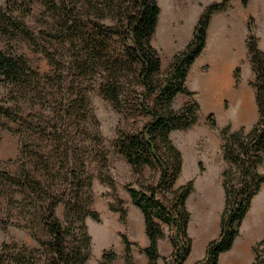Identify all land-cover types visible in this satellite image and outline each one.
I'll use <instances>...</instances> for the list:
<instances>
[{
	"label": "trees",
	"instance_id": "trees-1",
	"mask_svg": "<svg viewBox=\"0 0 264 264\" xmlns=\"http://www.w3.org/2000/svg\"><path fill=\"white\" fill-rule=\"evenodd\" d=\"M250 1L242 0L245 7ZM37 2H42L55 20L51 30L41 32L67 47L71 66L58 61L56 53L41 45L26 24L24 18L32 15ZM230 2L220 0L204 8L192 39L174 54L166 70L152 43L162 11L158 0H7L0 6V33L10 38L23 36L56 67V72L44 73L24 53L0 48V89L6 91L0 97V126L9 128L2 118L9 119L32 128L38 138L48 134L50 141L58 143V150L66 145L65 161L59 169L67 168L61 178L57 177L52 173L56 164L51 167L45 155L37 153L45 174L42 171L38 175L25 165L17 174L0 172V179L15 186L22 196L11 199L22 208L23 222L19 221L18 226L28 229L36 242L34 246L4 243L0 264H86L89 260L92 236L87 218L99 220L100 215L91 207L93 176L87 171L90 161L84 153L92 146L101 167L108 164L101 135L89 129L92 124L97 128L100 124L92 105L96 89L124 117L149 119L133 131L120 130L113 143L138 175L136 182L126 188L145 220L149 244L141 252L148 257V264H185L193 245L187 201L194 191V181L176 185L183 171V154L171 132L196 124L200 104L190 100L176 108L174 101L180 93L193 94L186 85L190 69L207 46L213 15L226 10ZM248 29L258 118L250 129L234 131L228 125L221 131L227 164L222 173L225 207L221 233L208 243L205 257L195 264H219L220 255L234 246L264 183V174L259 170L264 163V50L254 34L253 21ZM236 77L239 81L240 74ZM210 123L217 128L214 115ZM147 168L154 175L148 176ZM57 178L60 180L55 187L47 185ZM61 207L63 215L59 213ZM112 209L121 213L122 220L127 219L123 199L113 203ZM164 224L171 227L173 251L168 256L160 252V241L166 235ZM122 237L126 263L133 264L135 243L125 234ZM254 253L253 264H264V237L254 245ZM117 256L113 250L106 251L103 264H114Z\"/></svg>",
	"mask_w": 264,
	"mask_h": 264
},
{
	"label": "rangeland",
	"instance_id": "rangeland-1",
	"mask_svg": "<svg viewBox=\"0 0 264 264\" xmlns=\"http://www.w3.org/2000/svg\"><path fill=\"white\" fill-rule=\"evenodd\" d=\"M216 1L220 0H158L162 11L152 43L161 54L163 70L169 68L174 54L183 50L192 39L204 8ZM6 2L7 0H0V6L5 5ZM214 15L221 17L222 24H215L214 31L207 38L205 50L197 58L187 77L186 85L193 94L180 93L174 101L176 108L190 100H196L200 104L199 120L196 124L171 132V138L183 154V171L176 185L181 186L190 180L194 181V191L187 201L188 209L191 212L188 229L193 239V245L192 252L185 264H195L205 257L202 256L206 240L204 238H209L213 235L216 226H221L224 210L221 211V206L225 197L222 173L227 167L221 147V131L228 125H231L234 131L242 127L250 129L258 118L256 89L251 84V81L255 79V73L249 55L247 38L249 35L248 25L253 21L254 34L258 37L260 44L261 37L257 32V26L264 31V0H251L247 7L243 5L242 0H231L226 10ZM24 20L34 31L41 45L56 53L58 61L67 67L71 66L68 63L70 52L67 47L41 32L51 30L55 21L42 2L35 3L32 15L25 17ZM225 29L227 33L223 36L222 32ZM0 48L24 53L31 64L44 73L56 72V67L52 65L46 55L37 51L36 47L23 36L10 38L0 33ZM212 51L221 54L220 59L225 61V66L228 69L223 90L215 103L202 95L203 91L200 90L195 77L197 72L204 75L212 72L213 65L210 58ZM194 72L196 73L194 74ZM238 73L240 74L239 81L236 77ZM247 73L249 78H247ZM5 92L4 89H0V97ZM92 105L100 124L98 128L92 124L89 129L101 135L104 149L108 155V164L105 168L101 167L98 163V154L92 146L89 151L84 153L90 161L87 171L93 176L91 207L100 215L99 220L92 217L87 218L89 232L92 236V248L86 264H103V254L110 250L115 251L118 255L114 264H127L122 237L124 234L135 243L133 264H148V257L141 252V248L149 244L144 216L141 210L133 204L131 195L126 188L127 185L136 182L138 175L127 159L115 150L113 143L120 130L133 131L149 119L141 117L136 120L131 116L124 117L115 110L113 104L105 99L98 89L92 93ZM27 112L29 113L30 110ZM47 114L48 112L45 115ZM212 115L216 119L217 128H213L210 123ZM46 118L48 120V116ZM36 119L38 120L40 117L38 116ZM2 121L9 128L4 129L0 126V172L7 171L17 174L25 165L31 167L38 175L42 171L45 174V166L38 160L37 153H43L45 160L52 164L51 167L54 163L56 164V169L52 170V173L57 177L66 172L67 168L59 169L60 163L65 161L63 151L66 145L58 150L56 146L58 143L50 141L48 134L43 133L38 138L33 133L34 130L26 125L16 124L5 118H2ZM43 126L46 127L48 124L43 123ZM24 150L25 156L22 155ZM30 159H33V164ZM34 164H37V169L34 168ZM38 170L41 172H36ZM259 170L264 174V163ZM146 174L151 176L154 175V172L147 168ZM106 175H109L112 180L106 178ZM59 180L58 178L55 182L49 180L47 185L55 187V183H58ZM20 197L22 196L16 192L15 186L0 179V248L6 242L36 245L30 231L17 224L19 221L23 222V213H20L22 208L18 204H13L11 199ZM118 199L124 200L128 210L125 221L122 220L119 211L112 209V204L117 203ZM63 212L64 209L61 207L59 213L63 215ZM4 222L8 224H4ZM163 228L166 235L160 241V252L162 255L168 256L173 251L169 237L171 227L164 224Z\"/></svg>",
	"mask_w": 264,
	"mask_h": 264
},
{
	"label": "crops",
	"instance_id": "crops-1",
	"mask_svg": "<svg viewBox=\"0 0 264 264\" xmlns=\"http://www.w3.org/2000/svg\"><path fill=\"white\" fill-rule=\"evenodd\" d=\"M215 24H222L221 17L214 15L208 30V38L210 33L214 31ZM224 28V25H222ZM257 32L261 37L260 48L264 50V31L257 26ZM226 29L223 30L222 35L225 36ZM249 70V68H248ZM247 73V78H249ZM225 193V192H224ZM225 207L224 202L221 206V211ZM221 233V226H216L213 235L209 238H204V248L202 256H205L208 243L219 237ZM264 237V183L260 192L254 197L250 210L243 220L240 235L236 238L234 246L220 255L219 264H253L255 260L254 245ZM161 244V243H160Z\"/></svg>",
	"mask_w": 264,
	"mask_h": 264
},
{
	"label": "bare ground",
	"instance_id": "bare-ground-1",
	"mask_svg": "<svg viewBox=\"0 0 264 264\" xmlns=\"http://www.w3.org/2000/svg\"><path fill=\"white\" fill-rule=\"evenodd\" d=\"M208 55H209V52H208ZM220 55L217 51H212L210 53L213 70L208 75H204L203 73L201 74V72H197V73L194 72V74L196 73L195 77L197 79V84L201 88L200 90L203 91L202 95L205 98L210 99L211 102L213 101V103L217 101L218 96L221 94L223 90L224 82L228 75L227 66H225V61L224 62L221 61Z\"/></svg>",
	"mask_w": 264,
	"mask_h": 264
}]
</instances>
